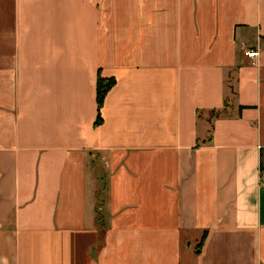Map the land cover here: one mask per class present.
Returning a JSON list of instances; mask_svg holds the SVG:
<instances>
[{"label":"crops","instance_id":"1","mask_svg":"<svg viewBox=\"0 0 264 264\" xmlns=\"http://www.w3.org/2000/svg\"><path fill=\"white\" fill-rule=\"evenodd\" d=\"M259 168L264 0H0V264H264Z\"/></svg>","mask_w":264,"mask_h":264},{"label":"trees","instance_id":"2","mask_svg":"<svg viewBox=\"0 0 264 264\" xmlns=\"http://www.w3.org/2000/svg\"><path fill=\"white\" fill-rule=\"evenodd\" d=\"M112 85L111 80L102 81L100 79H97L95 82V104L97 107V111L101 105L102 98L105 95L106 91L110 88ZM259 171L262 172L264 169L259 168Z\"/></svg>","mask_w":264,"mask_h":264},{"label":"rangeland","instance_id":"3","mask_svg":"<svg viewBox=\"0 0 264 264\" xmlns=\"http://www.w3.org/2000/svg\"><path fill=\"white\" fill-rule=\"evenodd\" d=\"M230 83H231V79H230V81H227L226 85H229ZM212 117H213V115H210V118H212ZM99 196L101 197L102 193H99ZM99 199H101V198H99ZM101 203H102L101 200H99L97 202V204L99 206H101V208H102V204ZM102 212H103V210L100 209V214L97 216V229L99 230V233H100L101 237L103 236V232H104V229H105V220H106V216Z\"/></svg>","mask_w":264,"mask_h":264},{"label":"built area","instance_id":"4","mask_svg":"<svg viewBox=\"0 0 264 264\" xmlns=\"http://www.w3.org/2000/svg\"><path fill=\"white\" fill-rule=\"evenodd\" d=\"M245 56L247 57H252L254 53H244ZM259 185L264 186V171L260 172L259 171V178H258Z\"/></svg>","mask_w":264,"mask_h":264}]
</instances>
